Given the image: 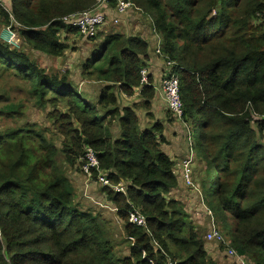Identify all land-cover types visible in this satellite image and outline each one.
<instances>
[{"label": "trees", "instance_id": "trees-1", "mask_svg": "<svg viewBox=\"0 0 264 264\" xmlns=\"http://www.w3.org/2000/svg\"><path fill=\"white\" fill-rule=\"evenodd\" d=\"M3 1L0 14L7 23L11 16L21 26L24 42L55 58L66 50L63 37L77 33L61 18L96 4ZM116 1L106 3L116 8ZM122 2L151 16L159 56L178 79L182 108L175 118L190 121L196 130L189 135L194 141L190 150L204 163L201 198L214 230L223 232L238 256L264 264V0ZM99 52L83 69L111 84L92 102L66 76L49 75L3 42L0 71L25 80L39 106L51 104L50 117L58 113V104L68 108V115L53 121L66 137V159H83L84 172L85 154L91 150L97 168L90 169V178L96 182L101 175L112 186H124V194L106 186L101 191L124 224L129 255L114 256L97 216L74 205L73 188L55 165L54 146L23 126L0 132V264H215L181 204L168 198L178 181L174 161L161 149L163 127L143 129L133 105L119 104L120 95L138 94L147 108L160 96L151 75L142 83L147 43L111 35ZM100 60L107 69H99ZM166 75L163 70L162 77ZM19 109L9 107L6 114L14 116ZM133 208L145 218V228L129 222Z\"/></svg>", "mask_w": 264, "mask_h": 264}, {"label": "rangeland", "instance_id": "rangeland-1", "mask_svg": "<svg viewBox=\"0 0 264 264\" xmlns=\"http://www.w3.org/2000/svg\"><path fill=\"white\" fill-rule=\"evenodd\" d=\"M0 1L4 7V1ZM116 2H122V0ZM5 3L7 4V0H5ZM88 11H102V14L106 17V23L97 30L93 37H87L79 33H70L64 36L61 42L66 46V50L61 58L48 57L33 51L24 42L19 32L21 26L14 19V22L9 21L7 23L1 14L0 42L5 43L8 30L12 29L16 35L14 44L10 47L23 52L35 61L39 67L45 69L49 75L66 76L73 87L83 93L87 97H85L87 101L92 102L101 91V88L104 85L110 86L111 83L100 81L96 76H91L89 70L84 71L83 66L90 59L100 54L98 51L108 36L121 35L124 38H141L148 45L149 56L154 58V61L150 63L151 65H148V69L142 70L145 72V80L142 83L146 84L148 76L154 75L153 85L157 89L159 80L162 79L163 70L166 73H171L172 69H170L171 67L167 68L166 63L156 53L160 40L152 29L151 16H147L141 9L133 6L117 18V23H114L115 18L110 14L115 15V7L112 8L108 5L106 0H96V4ZM66 16L68 14L63 16L61 20ZM98 65H100L99 69L101 66L107 69L102 60L99 61ZM88 97H92V99ZM119 104L122 107L133 105L134 111L139 115L143 129H148L154 124H160L163 127L165 143L161 146V149L173 159L174 174L178 181V187L170 192L168 198L181 204L193 226L200 233L203 240L206 241L205 243H214L213 240L208 239V235H210V229L215 225V221L208 218L210 213L204 210L205 204L201 198L202 183L206 180V173L204 163L190 150V145H193L194 141L189 138V135L196 132L195 129H191L190 121L185 123L181 119H176L174 114L167 111L166 104L162 96L159 95L147 108L144 107V102L138 94L131 98L120 95ZM18 106L20 107L19 112L14 116L6 114L7 108ZM52 109L50 103L39 106L36 98L29 93L27 82L21 77L15 76L12 72L0 71V132L6 129L13 130L28 126L39 132L47 144L53 145L56 150L55 165L68 178L73 188L74 205L82 211L97 216L106 239L111 242L114 248L115 257L128 256L129 244L125 240L124 224L112 211L111 205L105 202V192L101 191L103 186L96 183L95 179L85 176V173L82 172L81 161L83 159H76L71 163L62 152L66 137L62 135L58 125H53V121L54 116H59V114L68 115V108L64 104H58L56 107L58 113H54L55 115L50 117ZM73 127L75 129V122H73ZM63 132L67 135V132ZM94 202H99V204ZM209 220L211 228L208 227ZM219 233L225 240L226 238L222 235L223 232L220 229ZM225 241L228 242L227 239Z\"/></svg>", "mask_w": 264, "mask_h": 264}, {"label": "built area", "instance_id": "built-area-1", "mask_svg": "<svg viewBox=\"0 0 264 264\" xmlns=\"http://www.w3.org/2000/svg\"><path fill=\"white\" fill-rule=\"evenodd\" d=\"M2 5L0 1V6ZM132 6L129 3H123V2H118L117 6L115 8V15L112 13L110 14L113 16L114 23H117V18L121 16L127 9H130ZM105 10V9H103ZM104 13V11H103ZM106 17L102 14L101 12H94V11H85L81 13H75V14H70L62 19V21L66 24L69 25L72 28H75L77 30V33L80 35H86L87 37H93L97 30L103 26L106 22ZM10 22H14L13 18L9 16ZM117 21V22H116ZM17 25V24H15ZM19 27V25H17ZM16 33L12 30H8V36L7 39L5 40V43L9 46L14 44V39H15ZM156 53L159 55V44L157 45V50ZM142 81L145 80V72L142 71ZM158 91L160 93V96H162L163 101L165 102L168 110L174 114L177 118L180 117L181 113V102L179 98V82L176 77V75L171 72L167 76H163L162 79L160 80V84L158 87ZM85 158L87 160L86 166L83 168V171L85 173V176L91 177V172L90 169L97 168V161L96 158L91 150H87L85 154ZM186 162V161H184ZM187 163V162H186ZM96 182L99 183L102 186L110 187L114 192L116 193H122L124 194V186L122 184H117V185H110L109 181L101 176L98 175L96 177ZM95 204H99L98 202H94ZM114 211V209H112ZM128 220L131 224L140 227V228H145L146 227V220L145 218L137 211L136 209L133 208L132 211L129 212L128 215ZM208 235L209 240H213L214 243L226 245L228 242L224 240V238L220 235L219 232L214 230V227H212L211 232ZM216 241V242H215ZM227 251V256H229L234 262L237 264H250L249 262L246 261L243 257L238 256L233 250L229 249ZM150 264L152 262L150 261ZM167 264H173L171 262H168Z\"/></svg>", "mask_w": 264, "mask_h": 264}, {"label": "crops", "instance_id": "crops-1", "mask_svg": "<svg viewBox=\"0 0 264 264\" xmlns=\"http://www.w3.org/2000/svg\"><path fill=\"white\" fill-rule=\"evenodd\" d=\"M153 61H154V58H151L149 56L148 65H151L150 63H152ZM153 76L154 75H152V77ZM160 76H161V74H160ZM160 80H159V84H160ZM221 246H223L224 249H222L220 246H217L215 244H213V245L208 244V246H207L208 258H210L213 262H215V264H237L229 256H227L226 250H229V248H228L229 243H227L225 246L224 245H221Z\"/></svg>", "mask_w": 264, "mask_h": 264}]
</instances>
